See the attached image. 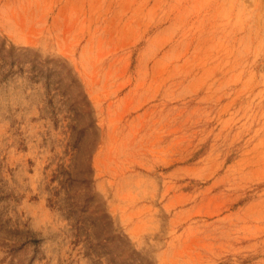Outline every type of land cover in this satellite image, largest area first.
Instances as JSON below:
<instances>
[{
    "label": "rangeland",
    "instance_id": "rangeland-1",
    "mask_svg": "<svg viewBox=\"0 0 264 264\" xmlns=\"http://www.w3.org/2000/svg\"><path fill=\"white\" fill-rule=\"evenodd\" d=\"M100 211L122 258L264 264V0H0V264H105Z\"/></svg>",
    "mask_w": 264,
    "mask_h": 264
},
{
    "label": "trees",
    "instance_id": "trees-1",
    "mask_svg": "<svg viewBox=\"0 0 264 264\" xmlns=\"http://www.w3.org/2000/svg\"><path fill=\"white\" fill-rule=\"evenodd\" d=\"M50 62L51 59L49 58H46L45 60H36L31 64V69L33 70V72L35 71L36 76H39L40 74H46L48 76V73H44L43 66L49 64ZM67 73L69 74L70 72L67 71ZM67 80L69 83L68 87H70V89L72 90L82 86L79 83L78 79L73 75H71V77ZM81 94V99L76 102V106L79 107L78 104H83L85 102L90 106L85 93L81 92ZM77 112H81L80 108L77 109ZM93 133L94 137L98 136V133L96 131H93ZM79 140L80 138H78L74 147L77 155L79 152ZM94 140L95 139H92L90 141V144L88 145L86 150V155L90 154L93 151V147L91 144ZM93 214L94 215H92L91 213V217L90 214L86 215L85 217L81 214L71 213L68 214L66 218L72 223V227L78 237L82 236L85 231L87 232L85 239L90 245V248H95L97 250V253H93L96 258H107L105 264H146L140 258V255L135 251L129 253L126 258H122L120 253L125 249L124 239L116 234L112 219L107 213L103 211L95 212ZM85 224H88L87 229L82 227Z\"/></svg>",
    "mask_w": 264,
    "mask_h": 264
}]
</instances>
